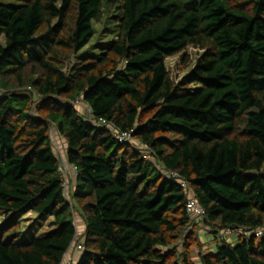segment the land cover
Segmentation results:
<instances>
[{"label":"trees","instance_id":"trees-1","mask_svg":"<svg viewBox=\"0 0 264 264\" xmlns=\"http://www.w3.org/2000/svg\"><path fill=\"white\" fill-rule=\"evenodd\" d=\"M94 22L114 40L79 59ZM189 47L174 79L166 60ZM0 90V264H60L73 209L77 264H264V0H0ZM53 127L77 170L68 196ZM25 211L58 226L19 243Z\"/></svg>","mask_w":264,"mask_h":264},{"label":"rangeland","instance_id":"rangeland-1","mask_svg":"<svg viewBox=\"0 0 264 264\" xmlns=\"http://www.w3.org/2000/svg\"><path fill=\"white\" fill-rule=\"evenodd\" d=\"M93 27L95 29V34L92 37V39L89 41V43L79 52L78 58L82 59L86 55L90 57H98L99 54L102 51V47H107L110 45L112 40H114V30L113 25H101L100 23H93ZM110 27L111 33L108 37L104 35V28ZM200 51L198 49H195L193 47H189L186 51L179 53L178 55L168 57L166 60L167 68L172 75L174 79H179L183 75L187 74L190 69L193 67L194 62L196 58L199 56ZM188 56L189 60L187 62L183 61V56ZM80 100V99H79ZM76 107L79 112V114L82 115L86 119V114L89 116V110L88 108L84 107V103L82 100L80 102H76ZM52 136L54 139V142L58 140L60 142L61 147L63 148V153L66 156L67 152V143L66 141L58 134L57 130L53 127ZM56 144V142H55ZM54 144V148H55ZM56 150V148H55ZM159 167H161L159 165ZM76 185V179H72L71 182L68 185L67 188V196L70 194V191L74 189ZM6 210L4 208H0V221L5 217ZM76 216V223H78L77 226V233L82 236V241L84 242V232H85V221L79 215L77 212L75 214ZM18 220L21 222L22 226L25 228V233L23 236L19 239V243H27L30 241L33 237H40L48 232H50L52 229L56 228L58 224L55 221V218L53 216H47L44 218H40L39 215L33 211H25L23 212ZM201 223V222H200ZM198 224V230L200 234V239L205 244V247L207 250L210 251V253H214L216 251V245L212 241L215 240L214 233L212 229L209 230V228H205L203 224ZM239 234V231H235L233 234L227 236V241L234 244L237 242L236 237ZM195 251V250H193ZM80 257L82 255L81 252L78 254ZM195 255V254H194ZM79 257V258H80ZM78 259L75 258V262H77Z\"/></svg>","mask_w":264,"mask_h":264},{"label":"built area","instance_id":"built-area-1","mask_svg":"<svg viewBox=\"0 0 264 264\" xmlns=\"http://www.w3.org/2000/svg\"><path fill=\"white\" fill-rule=\"evenodd\" d=\"M3 93L0 90V95H2ZM81 100H76V102H80ZM96 123L102 124L104 127L109 128L108 122L107 120L101 118L98 121H96ZM135 129H131L130 131H116L114 132L115 136L117 137V139L120 142H125L127 140H130L132 137V134L134 133ZM55 148H56V155L57 158L59 159V173H60V177H61V183H62V187L65 190V194L67 196V188L69 183L71 182V176L72 174H77V170L76 167L71 165L68 161L66 156L63 153V148L60 145V142H58V140L55 141ZM170 176L176 180L179 181V184L186 190L189 191V193H191L190 189L188 188V184L184 179H180L179 175L175 172H171L169 173ZM188 210L189 212H191L192 214H194L197 218V220H199L200 222H202L203 217H204V210L197 204V202L195 201L194 198H190L189 202H188ZM76 210L73 209V214L75 217V221H76ZM78 225V223H77ZM235 231L234 230H228L226 232H222L220 234V237L222 239H227L228 235L233 234ZM261 232H258L257 235H260ZM81 235H79L78 233L76 234L72 244L70 245L69 249L67 250V252L65 253V255L63 256V259L61 261L60 264H77V262H75V258L73 256V253L75 252H81L83 253L85 250V244L81 239ZM80 257V256H79ZM76 259H78L76 257Z\"/></svg>","mask_w":264,"mask_h":264},{"label":"clouds","instance_id":"clouds-1","mask_svg":"<svg viewBox=\"0 0 264 264\" xmlns=\"http://www.w3.org/2000/svg\"><path fill=\"white\" fill-rule=\"evenodd\" d=\"M66 158H67V157H66ZM76 175H77V174H75V173L72 174V176H71V180H72L73 178L75 179V178H76ZM220 234H221V233H220ZM220 234H219V236H220ZM225 240H227V239H225ZM79 259H80V258H79ZM78 261H79V260H78ZM77 263H78V262H77Z\"/></svg>","mask_w":264,"mask_h":264},{"label":"crops","instance_id":"crops-1","mask_svg":"<svg viewBox=\"0 0 264 264\" xmlns=\"http://www.w3.org/2000/svg\"><path fill=\"white\" fill-rule=\"evenodd\" d=\"M78 254H79L78 252L73 253L74 258H76V257L79 258Z\"/></svg>","mask_w":264,"mask_h":264}]
</instances>
